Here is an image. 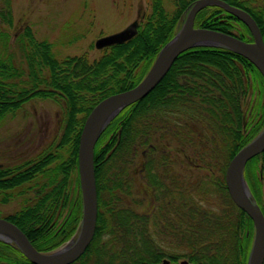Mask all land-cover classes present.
<instances>
[{"label":"trees","instance_id":"trees-1","mask_svg":"<svg viewBox=\"0 0 264 264\" xmlns=\"http://www.w3.org/2000/svg\"><path fill=\"white\" fill-rule=\"evenodd\" d=\"M148 1L151 10L137 33L102 48L94 60L86 52L58 59L52 44L38 40L30 27L21 33L27 73L0 53V122L32 98L51 99L62 109V131L53 151L0 166L2 201L12 189L32 183L20 192L23 205L2 217L40 252L54 251L77 233L82 215L77 152L86 116L100 100L141 81L193 2L174 0L169 11L162 0ZM225 1L252 16L264 42V0ZM11 20L10 0H0V21L10 25ZM194 26L252 41L247 26L217 5L201 9ZM6 38L0 28V40L6 43ZM249 92L253 97L244 107ZM263 126L264 78L252 63L219 47L179 54L155 88L122 109L99 136L93 155L95 232L71 264H156L164 259L170 264H246L253 223L229 197L224 175L230 159ZM176 147L197 150L202 178L189 181L174 169ZM262 157L264 152L246 163L244 178L264 214L257 173ZM136 165L146 186L132 193ZM144 192L151 204L137 209ZM131 194L137 200H129ZM210 197L215 207L204 206ZM0 264L33 263L0 240Z\"/></svg>","mask_w":264,"mask_h":264},{"label":"rangeland","instance_id":"rangeland-1","mask_svg":"<svg viewBox=\"0 0 264 264\" xmlns=\"http://www.w3.org/2000/svg\"><path fill=\"white\" fill-rule=\"evenodd\" d=\"M162 1L167 10L174 9V0ZM256 1L260 4V0ZM10 9L12 23L7 25L0 21L2 32L8 33L6 43L0 40V53L3 50V58L26 73L27 67L22 54L23 38L21 39L25 28L30 27L38 40L51 43L52 52L58 59L86 52L89 59L94 60L101 54V49L94 45L98 38L116 33L135 21L139 26L151 10L148 0H10ZM252 97L250 92L244 95V107L249 105ZM61 131L62 109L58 104L51 99L40 98L24 102L0 122V166L21 164L35 160L44 152L53 151ZM178 148L174 150L175 156L171 157L176 159L174 169L189 181L202 178L204 171L196 162L197 150L188 149L185 152L178 151ZM137 167L139 169V165H136L132 193H138L143 185L146 186V182L139 177ZM257 173L264 201V157L257 162ZM215 176L217 174L209 179L212 180ZM25 186L12 189L6 202L0 196V217L23 205L24 195L20 192ZM30 191L32 189L28 188L26 193L30 194ZM144 195H140L142 201L136 206L137 209L150 206L151 202L145 192ZM135 196L131 194L127 198L137 200ZM214 198H208V203L204 206L215 207Z\"/></svg>","mask_w":264,"mask_h":264},{"label":"water","instance_id":"water-1","mask_svg":"<svg viewBox=\"0 0 264 264\" xmlns=\"http://www.w3.org/2000/svg\"><path fill=\"white\" fill-rule=\"evenodd\" d=\"M217 5L243 22L249 29L252 41L209 28L194 26L196 14L206 6ZM138 23L132 22L124 29L98 38L97 49L125 42L137 33ZM196 47H219L233 52L252 63L264 78V42L260 29L244 9L225 0H193L173 37L158 51L150 68L134 87L111 94L92 107L86 116L78 144L77 167L82 201V215L77 233L62 247L50 253L38 251L25 233L11 221L0 217V240L18 248L33 264H71L91 243L97 219V193L94 174L95 144L113 118L125 107L149 94L168 72L182 52ZM264 152V126L246 145L230 159L225 170V184L233 203L252 220L253 237L246 264L264 262V214L253 198L244 178L246 163ZM156 264H170L164 259ZM179 264H189L181 260Z\"/></svg>","mask_w":264,"mask_h":264}]
</instances>
